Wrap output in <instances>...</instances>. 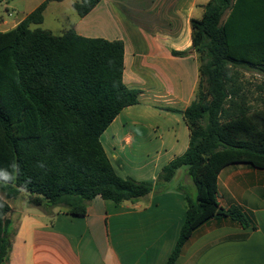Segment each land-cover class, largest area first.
Returning <instances> with one entry per match:
<instances>
[{
    "label": "trees",
    "instance_id": "1",
    "mask_svg": "<svg viewBox=\"0 0 264 264\" xmlns=\"http://www.w3.org/2000/svg\"><path fill=\"white\" fill-rule=\"evenodd\" d=\"M99 1L78 0L73 8L84 17ZM46 5L0 31V264H8L13 244L9 201L22 192L33 206L83 216L98 196L122 204L153 189L117 175L101 143L121 111L140 103L141 91L123 80V42L32 29L43 23ZM191 26L201 66L196 97L180 111L189 147L162 168L157 183L187 166L197 197H187L185 223L166 264H176L207 219L247 225L240 210L218 202L223 167L246 162L264 169V97L256 106L240 82L242 69L264 76V0H210Z\"/></svg>",
    "mask_w": 264,
    "mask_h": 264
},
{
    "label": "crops",
    "instance_id": "2",
    "mask_svg": "<svg viewBox=\"0 0 264 264\" xmlns=\"http://www.w3.org/2000/svg\"><path fill=\"white\" fill-rule=\"evenodd\" d=\"M65 1L38 0L12 22L0 17V31L14 29L44 2L43 18L52 3ZM209 1L100 0L84 17L77 14L65 32L124 44L123 80L141 91L140 103L121 111L101 143L117 175L150 182L153 189L122 204L98 196L83 216L59 208L23 210L24 203L9 201L6 218L14 238L8 264L167 263L185 223L187 197L195 200L197 191L187 166L167 183L158 184L157 176L189 147L180 111L196 97L201 66L191 21L203 16ZM257 96L252 98L264 97ZM141 148L146 154L135 155L133 149ZM217 199L225 210H240L247 225L231 217L207 219L193 230L176 264H264V169L226 165L217 177Z\"/></svg>",
    "mask_w": 264,
    "mask_h": 264
},
{
    "label": "rangeland",
    "instance_id": "3",
    "mask_svg": "<svg viewBox=\"0 0 264 264\" xmlns=\"http://www.w3.org/2000/svg\"><path fill=\"white\" fill-rule=\"evenodd\" d=\"M36 1L38 0H0V17L7 19L10 22H12V20L19 19L23 17L24 14H26L30 10V8L35 5ZM74 1L76 0H66L65 2L61 3H52L50 10L43 18V23L40 25L32 26V29L39 27L43 30L51 31L54 35H62L65 30L70 28L71 22H73V20L77 18V11L72 6V3ZM13 9L18 12L14 16L10 17L7 10L12 11ZM241 74L242 78L240 79V82H242L243 84L244 91H246L249 97H251L250 99L253 101V103L258 106V102H256V99L258 100V98L252 97L257 96V94H260V96L264 95V76L257 70L242 69ZM206 87V85L203 86L204 89H206ZM133 150H135L134 154L138 156H143L146 154V148ZM26 201H28L27 194L25 192H22L20 196L15 201H13V203L18 206H21V204L24 203V206H21L23 210L27 208L30 210L33 209L34 211H38V208L31 204L25 206L26 204H28V202Z\"/></svg>",
    "mask_w": 264,
    "mask_h": 264
}]
</instances>
